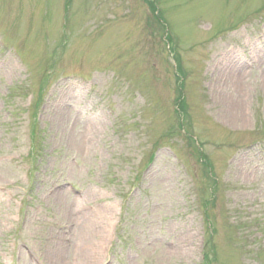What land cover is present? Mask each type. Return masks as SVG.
Masks as SVG:
<instances>
[{
	"label": "rangeland",
	"instance_id": "rangeland-1",
	"mask_svg": "<svg viewBox=\"0 0 264 264\" xmlns=\"http://www.w3.org/2000/svg\"><path fill=\"white\" fill-rule=\"evenodd\" d=\"M155 1L189 75L185 112L144 0H0V264L44 258L91 207L109 264H203L206 232L211 264H264V0ZM227 73L236 92L215 89ZM238 90L242 119L226 123ZM175 108L204 141L214 198L195 142L167 134Z\"/></svg>",
	"mask_w": 264,
	"mask_h": 264
},
{
	"label": "bare ground",
	"instance_id": "bare-ground-1",
	"mask_svg": "<svg viewBox=\"0 0 264 264\" xmlns=\"http://www.w3.org/2000/svg\"><path fill=\"white\" fill-rule=\"evenodd\" d=\"M228 74L229 73L226 75L221 74L222 76L217 78L214 85L215 89H225L223 92H226V88L229 90V86L226 85V83L230 84L234 90L236 85L237 88L240 87L239 74ZM233 91L229 92L233 93ZM238 98L239 90L235 99L230 98V103L234 106H231L230 109H225V113L218 112L217 116L219 119L226 123H228V121L238 122L242 119V111L237 109L238 106L236 105L239 103ZM225 115H227L228 119L224 118ZM82 216L90 223V225L83 227L80 222L78 226V234L74 232L70 236L63 235V238L51 240L49 247L46 246L48 249L44 258L42 257L41 250H38L35 264H109V261L105 258L103 253L108 231L101 220L100 209H87L83 212ZM68 223L69 221H65V223L60 224L58 221L56 226L61 227L62 229L72 228L71 226L68 227Z\"/></svg>",
	"mask_w": 264,
	"mask_h": 264
}]
</instances>
